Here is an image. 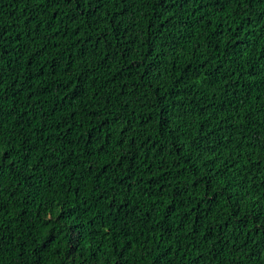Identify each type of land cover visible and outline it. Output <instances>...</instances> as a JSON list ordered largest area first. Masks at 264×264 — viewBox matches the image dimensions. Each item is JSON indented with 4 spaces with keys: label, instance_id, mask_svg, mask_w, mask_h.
<instances>
[{
    "label": "trees",
    "instance_id": "obj_1",
    "mask_svg": "<svg viewBox=\"0 0 264 264\" xmlns=\"http://www.w3.org/2000/svg\"><path fill=\"white\" fill-rule=\"evenodd\" d=\"M0 264H264V0H0Z\"/></svg>",
    "mask_w": 264,
    "mask_h": 264
}]
</instances>
